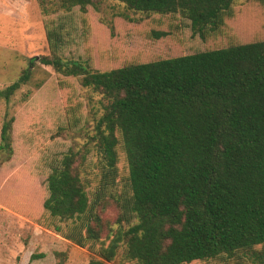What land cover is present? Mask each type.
Returning <instances> with one entry per match:
<instances>
[{
	"label": "trees",
	"instance_id": "1",
	"mask_svg": "<svg viewBox=\"0 0 264 264\" xmlns=\"http://www.w3.org/2000/svg\"><path fill=\"white\" fill-rule=\"evenodd\" d=\"M102 1L56 3L68 13ZM116 1L145 17L178 16L203 40L223 31L236 0ZM57 26H46L50 56L39 62L102 100L94 187L81 176L85 155L71 150L46 178L44 210L74 226L65 239L92 246L88 264H264V38L93 72L60 57L67 36ZM12 123L1 127V153ZM111 206L113 222L103 218Z\"/></svg>",
	"mask_w": 264,
	"mask_h": 264
},
{
	"label": "rangeland",
	"instance_id": "2",
	"mask_svg": "<svg viewBox=\"0 0 264 264\" xmlns=\"http://www.w3.org/2000/svg\"><path fill=\"white\" fill-rule=\"evenodd\" d=\"M57 25L67 36L60 57L102 72L263 39L264 5L236 0L223 31L202 40L191 36L178 16L145 17L116 0L68 13L58 9L56 0H0V91L30 71L9 100L0 97V130L13 120L11 150L0 152V264H88L96 258L92 246L81 248L65 239L71 223L52 218L43 208L46 178L63 154L71 150L85 155L81 176L92 187L101 168L90 141L102 113L101 97L81 87L80 77L61 75L39 62L50 56L46 26ZM152 32L165 35L155 39ZM115 217L112 206L103 215L111 222Z\"/></svg>",
	"mask_w": 264,
	"mask_h": 264
}]
</instances>
